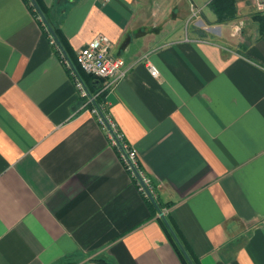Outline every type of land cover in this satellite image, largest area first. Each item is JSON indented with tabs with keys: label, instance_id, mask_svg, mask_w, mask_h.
<instances>
[{
	"label": "crops",
	"instance_id": "0c3cea01",
	"mask_svg": "<svg viewBox=\"0 0 264 264\" xmlns=\"http://www.w3.org/2000/svg\"><path fill=\"white\" fill-rule=\"evenodd\" d=\"M40 1L74 55L101 33L122 60L104 115L198 263L264 264L255 1L227 22L210 0ZM52 45L0 0V264H182Z\"/></svg>",
	"mask_w": 264,
	"mask_h": 264
},
{
	"label": "built area",
	"instance_id": "2783aa9c",
	"mask_svg": "<svg viewBox=\"0 0 264 264\" xmlns=\"http://www.w3.org/2000/svg\"><path fill=\"white\" fill-rule=\"evenodd\" d=\"M256 8L258 10H264V0H254ZM50 43H53L52 40L49 38ZM109 45L110 42L108 38L101 34L97 33L95 34L89 41L85 43V45L81 48H79L75 52V61L80 67V69L91 76H93L96 79H99L100 81V91L101 92H107L111 88L115 86V84L121 80L125 75V70L123 69V62L121 59L113 57L109 52ZM64 63L67 65V63L64 60ZM143 63L152 77H157L158 72L154 65H152L147 58L144 57ZM75 86L80 94L81 97H85V91L82 89L81 84L76 80ZM90 112L96 116L98 122L104 127L106 131V136L108 138L109 143L116 148V151L118 152V156L120 160L122 161L125 168L128 170L130 175L134 177V174L132 172V167H134L139 176L141 177L143 183L147 186L149 183V179L144 176L142 171L137 169L138 161L135 156L134 150L132 148H129L121 139V136L116 132L111 122L106 118L105 119L111 129L109 131L100 117L97 114V111L94 107L90 108ZM114 136L112 135V133ZM116 139L120 142L121 147L123 149V153L118 149ZM136 185L140 192L145 196L141 186L136 181ZM148 187V186H147Z\"/></svg>",
	"mask_w": 264,
	"mask_h": 264
},
{
	"label": "trees",
	"instance_id": "16d2710c",
	"mask_svg": "<svg viewBox=\"0 0 264 264\" xmlns=\"http://www.w3.org/2000/svg\"><path fill=\"white\" fill-rule=\"evenodd\" d=\"M23 1L25 2V4L27 5L28 9L30 10V12L34 16V18L37 21L38 25L40 26L42 32L45 35H48V33L46 32V30H45L44 26L42 25L41 21L37 17L36 12L33 10L32 6L29 4V1L28 0H23ZM35 2L38 5V7L41 10V12L43 13V15L47 19L46 9L43 7L41 1L40 0H35ZM208 7L214 13L217 22L230 21V20L234 19L236 17V14H237L236 0H210L208 2ZM252 19H253V21L256 24L258 34L260 36L264 35V10L255 12L252 15ZM51 27H52V29H53L58 41L60 42V45L62 46L64 52L66 53L68 59L73 64L76 72L78 73L80 79L82 80L83 85L86 87L87 92L93 98L94 102L96 103V105L98 106L100 111L103 114H105V106H103V102H104V99H105V92H101L100 91V81H99V79H96L93 76L84 73L80 69V67L78 66V64L75 61L74 53L71 51V49L69 48L67 42L64 40L59 28L57 26H54V25H51ZM52 46L54 48L55 53L59 56L61 61H63V63H64V58L62 57V55L59 52V50L55 47L54 44ZM64 65H65V68H66V72L73 79V81L75 83L76 77L73 75L71 69L65 63H64ZM86 105H87V107L89 109L93 107L91 101L87 102ZM114 149L116 150L115 147H114ZM137 169L142 171L141 168L139 167V165H137ZM131 178H132V181L136 184V179L134 177H132V176H131ZM147 186H148V189L150 190L151 194L153 195V197H154L158 207L160 208V210H162L163 207L167 208V207L170 206V203H168V202L162 204V203H160L158 201L157 197L155 196L154 188H153L150 180H149V183L147 184ZM144 199H145V202L147 203V205L152 210V212H155V209L152 206V204L150 203V201L148 200V198L146 196H144ZM164 217L167 220V222L170 225V227L172 228L174 234L176 235L178 241L180 242V244L182 245V247L186 251V253L189 256V258L192 261V263L193 264H199L197 259L190 252L187 243L185 242V240L183 239V237L181 236V234L177 230V228H176L175 224L173 223L170 215L168 213H164ZM157 219H158V222H159L162 230L164 231L168 241L172 244L174 250L178 254L182 264H187V262L185 261L184 257L182 256L181 252L179 251V249L177 248L176 244L174 243L172 237L170 236L168 230L164 226L162 220L160 218H158V217H157ZM91 260L95 261L97 263H100V264H110L109 262H107L103 258H99V257L92 258ZM60 264H71V263L64 262V263H60Z\"/></svg>",
	"mask_w": 264,
	"mask_h": 264
},
{
	"label": "water",
	"instance_id": "95a60500",
	"mask_svg": "<svg viewBox=\"0 0 264 264\" xmlns=\"http://www.w3.org/2000/svg\"><path fill=\"white\" fill-rule=\"evenodd\" d=\"M29 4L32 6L33 10L36 12L37 17L39 18V20L41 21L42 25L44 26L46 32L48 33L49 38L52 40L53 44L55 45V47L59 50V52L61 53L62 57L64 58L65 62L67 63V66L71 69L73 75L76 77V80L81 84L82 89L85 91L86 97L89 99V101H91L93 107L96 109L98 116L100 117V119L102 120V122L104 123V125L106 126V128L111 131L104 114L100 111V109L98 108V106L96 105V103L94 102L93 98L89 95V93L87 92L86 87L83 85L82 80L80 79L78 73L76 72L73 64L71 63V61L68 59L66 53L64 52L62 46L60 45V42L58 41L50 23L48 22V20L46 19V17L43 15V13L41 12V10L39 9L38 5L36 4L35 0H28ZM112 133V132H111ZM112 135L114 136V134L112 133ZM116 143H117V147L118 149L123 153V149L121 147L120 142L116 139ZM132 172L134 174V178L136 179V181L139 183V185L141 186L145 196L148 198V200L150 201V203L152 204V206L154 207L155 211H156V216L158 218H160L164 224V226L166 227V229L168 230L170 236L172 237L174 243L176 244L177 248L179 249V251L181 252L182 256L184 257L185 261L187 262V264H193L192 261L190 260L189 256L187 255L186 251L184 250V248L182 247V245L180 244V242L178 241L176 235L174 234L172 228L170 227V225L168 224L167 220L164 217V212L162 210H160V208L158 207L153 195L151 194L150 190L148 189V187L143 183L141 177L139 176L137 170L132 167Z\"/></svg>",
	"mask_w": 264,
	"mask_h": 264
},
{
	"label": "rangeland",
	"instance_id": "374dc122",
	"mask_svg": "<svg viewBox=\"0 0 264 264\" xmlns=\"http://www.w3.org/2000/svg\"><path fill=\"white\" fill-rule=\"evenodd\" d=\"M193 1H195V3H197L196 0H193ZM199 1H200V0H199ZM199 3H200V2H199ZM197 5H199V4L197 3Z\"/></svg>",
	"mask_w": 264,
	"mask_h": 264
}]
</instances>
